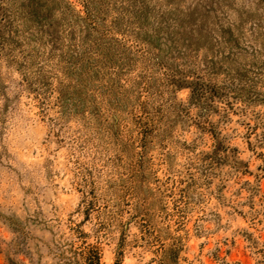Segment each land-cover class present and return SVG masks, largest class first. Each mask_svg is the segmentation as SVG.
Instances as JSON below:
<instances>
[{
	"label": "rangeland",
	"instance_id": "374dc122",
	"mask_svg": "<svg viewBox=\"0 0 264 264\" xmlns=\"http://www.w3.org/2000/svg\"><path fill=\"white\" fill-rule=\"evenodd\" d=\"M5 1L0 264H58L80 221L102 264H264V147L247 137L264 131V0H162L170 30L128 22L103 58L72 52L88 20L5 21Z\"/></svg>",
	"mask_w": 264,
	"mask_h": 264
},
{
	"label": "trees",
	"instance_id": "16d2710c",
	"mask_svg": "<svg viewBox=\"0 0 264 264\" xmlns=\"http://www.w3.org/2000/svg\"><path fill=\"white\" fill-rule=\"evenodd\" d=\"M24 3L17 0H6L3 17L5 21H11L16 16H22V20L29 19L32 23H35L37 28L42 27L46 22V17L49 14L57 13L62 21H67L69 24L74 22L75 17H82L91 24L87 28V32L84 34V38L79 43H75L77 34L72 37L74 41V48L72 52L77 55L83 56L89 53V48L97 45L100 48H105L99 56L101 58L109 55H113L112 48L109 41L110 38L106 37L113 34L114 32L125 33L127 31L126 26L128 22L132 23L130 26L133 29H138L137 35L142 29L150 28L151 30H159L165 27L166 30H170L171 23H165L169 19L166 16L167 9H162V0L159 4L153 0H83L85 14L81 15L75 8L71 6L69 0H22ZM168 4L172 7L175 4L174 1H168ZM170 7V8H171ZM53 23V22H52ZM61 24V22H60ZM194 24L200 25V21H194ZM58 25V23H57ZM93 29L98 32V36L90 37L88 31ZM145 29V30H146ZM83 30V26L81 27ZM131 36L134 35V31L130 32ZM144 39V38H143ZM82 42H84L82 44ZM146 42L151 43L150 38L146 37ZM260 74L264 79V69L260 70ZM146 83V82H145ZM148 88V86H145ZM204 92L203 85L195 84L191 87V95L197 94L199 97ZM147 94V95H146ZM145 96H149L146 93ZM141 106H145V100L139 102ZM138 105V106H139ZM255 127L250 126L247 132V137L253 133V141L248 139V143L252 148L256 146L264 147V131L259 133L254 131ZM257 155L261 156L264 162V151L258 150ZM259 168L264 173V165L260 164ZM82 222H78L75 225H71L69 228L72 230L71 236H66L62 241L57 244L58 251L55 253L58 257V264H102L101 246L99 244L98 235H95L94 240H90V232L84 230L81 227ZM19 252H23L27 255V251H24L25 239L18 242ZM21 244V245H20ZM31 258V255L28 254ZM11 260V264H26L23 258L18 260Z\"/></svg>",
	"mask_w": 264,
	"mask_h": 264
}]
</instances>
